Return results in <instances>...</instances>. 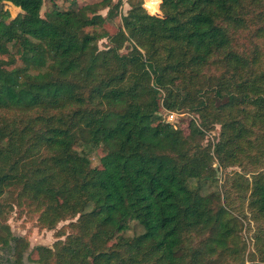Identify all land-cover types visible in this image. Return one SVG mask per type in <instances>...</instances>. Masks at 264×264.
<instances>
[{
  "label": "trees",
  "instance_id": "1",
  "mask_svg": "<svg viewBox=\"0 0 264 264\" xmlns=\"http://www.w3.org/2000/svg\"><path fill=\"white\" fill-rule=\"evenodd\" d=\"M62 1L0 0L21 10L0 8V205L48 230L79 217L30 264H245L237 201L258 226L248 261L264 264V0H161L163 19L128 0L114 35L122 0ZM163 108L200 124L186 134ZM216 124L218 160L245 173L228 176L225 203L203 192ZM133 222L145 233L128 237ZM22 241L0 221L10 264H24Z\"/></svg>",
  "mask_w": 264,
  "mask_h": 264
},
{
  "label": "rangeland",
  "instance_id": "2",
  "mask_svg": "<svg viewBox=\"0 0 264 264\" xmlns=\"http://www.w3.org/2000/svg\"><path fill=\"white\" fill-rule=\"evenodd\" d=\"M102 0H85V1H80L81 5L87 4V3H95V2H100ZM117 0H115L116 2ZM123 1V6L119 9L118 11V16L115 19V21H107L105 24V29L108 31L109 34L114 35L119 27L122 25V17L127 15L130 6L128 4V0H122ZM144 1V8L147 10L149 14L151 13V10L147 9V4L154 10L155 3L156 1L154 0H143ZM58 4L62 9L67 7V4L64 3L62 0H57ZM161 0L159 4V10L161 16H163V12L160 9L161 6ZM1 8V5H0ZM5 8V7H3ZM51 9V3L46 1L43 10H42V15H45V13ZM6 10V9H5ZM9 11V10H8ZM10 12V11H9ZM108 12V9L101 10L100 13L103 16H106ZM18 11L12 9V17L17 16ZM158 15V14H157ZM99 46L101 49H104L105 47L108 46V41L103 40L99 43ZM123 52H127L126 49L123 50ZM165 108H163L160 113L161 114V120L165 119ZM159 113V114H160ZM184 115L180 118L177 119V121L174 123L177 128V130H183L186 134L189 132V124L192 121H195L196 124H200V119L194 115L190 114L188 112H182ZM204 129V127H203ZM222 132V126L219 124L214 125L213 128L211 129H204V138L202 140V145L203 146H210L212 148V158H213V168L215 169L216 173V178H217V183L214 184H209L205 185L203 188L204 194H211L214 192H220L222 195V200L225 203L226 199V190L225 186L227 185L226 182L228 180V176L231 175L233 177L235 173H239L242 175H245L243 169L241 167H231L228 169H225L220 161L218 160L216 153H215V148L216 145L220 139V134ZM104 155L102 150H97L94 154L91 155L92 158V166L93 167H98L100 166V158ZM247 177L251 178V174H247ZM195 186V183L192 185V187ZM5 205V204H4ZM237 210L233 212L234 216L238 217L242 222H243V237L248 243V252L247 255H245V264H250L249 263V254L251 252H254V235L256 234V231L258 230L257 224L252 221L250 222L248 219H245L244 216H242L239 213V210L242 209L244 211V207L241 204V202L237 201L236 204ZM22 211L17 207V206H12L10 207H1L0 205V221L1 223H6L10 226L12 233L16 237H20L25 244L27 243L29 245V248L27 252L24 254V264H30L29 258L30 254L33 252L35 247L38 246H45L49 248H54L55 244L59 241L62 240L64 241L66 237H61L58 238V233L63 227H67L71 222H76L79 217L75 218L74 220H68L65 222H61L58 224V226L53 229V230H48V229H42L39 224V214H35L33 212H24L21 213ZM249 216V215H248ZM6 220V221H5ZM5 221V222H3ZM145 233V228L141 225H139L138 222H133L132 223V229L128 232L127 236L128 237H133L135 235H141ZM22 241V243H23ZM5 256H10L6 254L4 251L0 252V258H3ZM32 255L31 257H33ZM11 257L14 259V255ZM223 264H236L233 262L227 261L226 263Z\"/></svg>",
  "mask_w": 264,
  "mask_h": 264
},
{
  "label": "built area",
  "instance_id": "3",
  "mask_svg": "<svg viewBox=\"0 0 264 264\" xmlns=\"http://www.w3.org/2000/svg\"><path fill=\"white\" fill-rule=\"evenodd\" d=\"M165 113H166L164 116L165 119H163L162 121L166 124H171V125H174L177 119L184 115L182 112H174V111H165ZM161 114L162 113H160V117H161Z\"/></svg>",
  "mask_w": 264,
  "mask_h": 264
},
{
  "label": "crops",
  "instance_id": "4",
  "mask_svg": "<svg viewBox=\"0 0 264 264\" xmlns=\"http://www.w3.org/2000/svg\"><path fill=\"white\" fill-rule=\"evenodd\" d=\"M0 5H1V6L3 5V6L5 7L6 10H9L10 13H11V15H12V9L18 11L17 14L21 13V10H20L19 8L15 7V6H14L13 4H11V3H2V4H0Z\"/></svg>",
  "mask_w": 264,
  "mask_h": 264
},
{
  "label": "flooded vegetation",
  "instance_id": "5",
  "mask_svg": "<svg viewBox=\"0 0 264 264\" xmlns=\"http://www.w3.org/2000/svg\"><path fill=\"white\" fill-rule=\"evenodd\" d=\"M12 260L13 258L11 256H5L3 258H0V264H10Z\"/></svg>",
  "mask_w": 264,
  "mask_h": 264
},
{
  "label": "water",
  "instance_id": "6",
  "mask_svg": "<svg viewBox=\"0 0 264 264\" xmlns=\"http://www.w3.org/2000/svg\"><path fill=\"white\" fill-rule=\"evenodd\" d=\"M150 16L157 17V18H162V19L164 18V15L161 16L159 8H158V12H154V13L150 14Z\"/></svg>",
  "mask_w": 264,
  "mask_h": 264
}]
</instances>
